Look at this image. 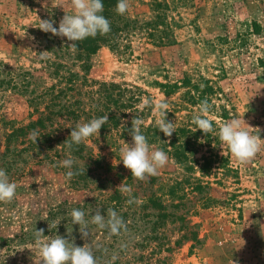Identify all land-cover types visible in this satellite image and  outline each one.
Instances as JSON below:
<instances>
[{
    "label": "rangeland",
    "instance_id": "1",
    "mask_svg": "<svg viewBox=\"0 0 264 264\" xmlns=\"http://www.w3.org/2000/svg\"><path fill=\"white\" fill-rule=\"evenodd\" d=\"M155 1L129 0L124 15L135 20L137 28L117 45H102L78 59L67 38L38 28L40 19L52 20L58 27L66 13L72 14L70 0H0V169L17 184L13 201L0 202V264H37L34 233L41 228L46 236L60 235L76 246L87 243L97 264H264V151L248 164H239L217 135L214 151L226 157L222 163L228 170L192 172L210 187L188 194L190 202L180 210L186 212L185 229L180 228L181 221L155 224V216L142 218L138 212L128 218L126 230L119 235L91 223L96 210L107 219L109 208L103 207L102 200L113 189L101 181V170L92 171L94 164L88 167L86 186L79 178L90 161L70 154L64 142L71 128L85 120L81 116L69 121L63 107L87 108L86 91L100 82L137 87L142 107L145 99L154 105L178 98V93L166 97L161 83L183 75L203 77L215 89L213 101L228 110L224 119L218 116L220 108L209 113L217 122L216 130L227 120L244 119L264 139V0H157L165 3L161 12L171 35L168 43L151 41L139 27L153 18ZM69 73L78 74L77 86L70 91ZM49 93H60L54 99L58 105L52 108L57 114L45 109ZM147 108L151 114L145 123L155 115L152 107ZM39 117L45 128L36 143L29 138L32 131L8 137L14 127ZM118 141L117 146H106L93 136L84 142L88 147L84 153L100 152L127 174L130 170L123 166L120 149L131 145L132 138ZM206 149L201 148L196 157ZM69 156L75 160L72 170H83L70 180L65 176L68 169L61 166ZM168 156L154 187L190 175ZM134 183L142 195L145 183ZM120 185L116 181L114 187ZM74 208L85 213L86 239L79 225H72ZM113 210L120 216L121 210ZM53 222L59 224L49 228Z\"/></svg>",
    "mask_w": 264,
    "mask_h": 264
},
{
    "label": "trees",
    "instance_id": "2",
    "mask_svg": "<svg viewBox=\"0 0 264 264\" xmlns=\"http://www.w3.org/2000/svg\"><path fill=\"white\" fill-rule=\"evenodd\" d=\"M117 2L118 0H102L104 5L102 15L110 21L111 31L104 36L98 34L95 38L89 37L83 41L76 42L77 47L75 50L78 59L82 57L86 58L90 54L95 53L102 45L111 47L117 45L118 40L122 36H127L126 33L129 30L137 28L135 20L125 15H119L116 12ZM163 5H165L164 1L156 0L153 9L155 12L153 18L143 22L139 26L143 28L146 36L151 41L157 43H168L171 41L170 31L167 30V25H165L166 17L161 12ZM77 77V73H69V91L76 88L78 83ZM13 80L11 78L9 82ZM2 83L3 81H0V85ZM160 87L163 89L166 97H171L177 93L179 94L177 99L167 102L169 104V110L166 114V120L174 122L176 129V132L171 137H165L158 130L155 123L159 118L158 116L152 115L151 122L145 123V118L151 114V110L146 106L140 107L137 87L132 86L129 88L128 86L115 83L100 82L97 88H91L86 91L88 94L87 108L85 107L82 111L73 109L70 105L63 108L66 110L65 115H69V121L74 122L81 116H83L84 122L86 123L94 117L108 115V122L102 126L99 132V137L106 146L109 143L111 146H117L120 138H131V121L133 117H140L144 122L141 126V131L148 138L149 145H155L166 151L176 164L184 171L190 172L187 179L174 180L171 183L160 182L157 187H154L158 178L156 176L148 177L145 181L136 180L138 183H145L142 195H140V189H137L138 184L134 183L135 179L131 177V172L129 171L127 174H124L123 170L110 162L106 155L100 152L93 153V150H89L87 154L84 153V149L88 148L84 142L78 146L74 145L73 149L69 150V152L75 157L90 161L85 166L87 169H84V176L81 177L79 175V178L84 180L85 186L89 177V171L91 170V168H88L90 164H94L92 171H102L103 178L101 181H105L109 186H112L113 191L102 200L105 209L113 208L121 210L119 214L125 222L128 221V218L135 217L138 212L142 215V218L150 215L155 216V224H164L170 219L174 222L181 221L180 228L185 229L187 227L186 221H188L185 215L186 212L180 213V210L185 209L190 202L187 198L188 194L210 187L208 181L206 184H202V181L200 182L199 179L191 175L192 172L199 169V171H207L210 173L213 168H224L225 171L228 170L222 163V160H226V157L220 156L214 151L213 144L216 143V135L211 133L205 135L201 130L196 131V126L192 123L193 117L198 114V105L205 98L212 104L211 112H216L220 108V113H218L220 118H226L228 110L225 106L218 107L213 101V96L216 94L215 89L211 81L203 77L192 79L188 75H183L179 80L161 83ZM53 89L54 87L50 88V91H53ZM49 94H51V98H49V103H47L45 109H50L49 114H57V112H52V108L58 105L54 102V99L57 100L60 93ZM212 120L213 127L216 129L217 122L215 119ZM43 128H45V124L43 123V119L39 117L37 120L25 126L14 127L8 134V137L18 134L24 136L33 130L38 131L41 135L43 133L40 130ZM204 147L207 149L201 154V157H196V154ZM114 178L121 184L131 187V196L136 199V203L131 205L126 203L129 197L126 194H122L118 186L114 187L116 183ZM101 185L103 187L106 186L105 183H101ZM146 190H148L147 194H143ZM193 234L194 232L192 231V236ZM188 235V233H184L183 236L187 238ZM195 236L194 234L193 237L195 238Z\"/></svg>",
    "mask_w": 264,
    "mask_h": 264
},
{
    "label": "clouds",
    "instance_id": "3",
    "mask_svg": "<svg viewBox=\"0 0 264 264\" xmlns=\"http://www.w3.org/2000/svg\"><path fill=\"white\" fill-rule=\"evenodd\" d=\"M72 14H65L59 22V26H54V21L40 19L39 29L53 36L67 38L71 43L68 45L72 50L77 47L76 42L86 38H95L98 34L107 35L111 31L110 21L102 15L104 5L102 0H70ZM130 7L129 0H118L116 12L124 15ZM35 39V37H30ZM44 53V52H42ZM203 87V86H202ZM144 106L152 107L154 114L159 118L156 126L165 137H171L176 132L174 122L166 120L169 104L165 100L156 102L145 99ZM212 111V104L208 99L201 100L198 105V114L193 117L192 123L196 126V131L201 130L205 135H217L222 146H226L230 155L242 165L251 162L258 153L264 151V139L260 137V130L249 126L244 119H230L219 125L218 131L213 127V120L209 113ZM108 122V115L94 117L86 123H77L71 128L70 139L64 144L71 150L73 146L86 142L93 136H99L100 129ZM143 120L140 117H133L131 121L130 135L131 145L120 149V157L123 166L130 170L131 177L135 180L144 181L148 177L156 176L158 170L162 169L169 162L168 154L162 149H151L148 138L141 131ZM254 130L256 134H254ZM29 138L36 143L40 138L38 131L33 130ZM214 147V146H213ZM223 155V153H222ZM75 160L69 158L61 161V166L68 171L65 173L67 179L80 175L81 171H73ZM17 184L10 182L4 169H0V202L10 203L16 196ZM118 189L122 194L128 195L126 201L131 205L136 203V199L131 196V187L121 184ZM72 225H79L81 237L88 236V221L85 220V213L80 209H73L70 213ZM91 223L100 229L107 228L110 235H119L121 230H126V223L118 213L109 208L107 219L100 210H96L92 216ZM59 223L53 222L50 227H57ZM34 244L39 251L37 264H97L92 248L85 243L83 246H76L73 241L65 239L60 235L49 236L44 234V229L35 230ZM234 264V262H233Z\"/></svg>",
    "mask_w": 264,
    "mask_h": 264
}]
</instances>
